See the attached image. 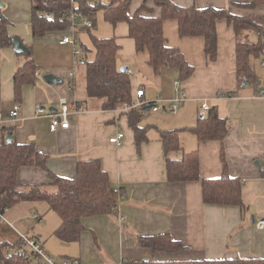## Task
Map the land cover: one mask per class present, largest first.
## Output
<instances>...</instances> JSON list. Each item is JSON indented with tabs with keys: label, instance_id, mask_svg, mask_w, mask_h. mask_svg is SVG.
I'll return each instance as SVG.
<instances>
[{
	"label": "crops",
	"instance_id": "crops-1",
	"mask_svg": "<svg viewBox=\"0 0 264 264\" xmlns=\"http://www.w3.org/2000/svg\"><path fill=\"white\" fill-rule=\"evenodd\" d=\"M142 1L130 0L128 13L133 14ZM171 1L180 6L226 9L236 16H264V0ZM1 2L0 14L8 22L9 45H0V142L10 137L17 143H32L46 155L47 167L63 177H72L78 162L98 160L120 196L116 214L84 217L85 229L78 240L70 242L55 235L61 219L45 201L18 202L7 208L6 220L0 221V241L13 244L20 233H25L52 257L75 258L79 264H142L152 258H264V227H256L259 220H264V96L257 95L258 90L264 89V56L250 58L256 80L240 83L242 77L237 75L235 59L237 37L232 23L224 18L216 20L218 54L211 61L204 52L202 36H180L177 20H163L166 44L179 48L194 67L184 80H180L177 69L162 67L154 72L148 64L147 50L136 51L134 47L124 51L118 39L121 48L116 64L131 72L125 71L131 83V96L135 98L136 89L143 88L145 101L161 100L163 105L161 109L140 107L143 113L139 125L145 128L146 140L136 145L123 103L102 109L101 100L87 96L85 64L74 66V73L69 76L72 49L58 42L65 32L33 37V1ZM147 6L152 10L151 16L160 14L153 0H148ZM257 35L255 31L241 33L246 39L253 36L257 40ZM12 37L30 47L39 72L35 73L34 83L21 86L19 96L14 93L13 75L26 57L12 48ZM84 51L86 59L89 53ZM256 58H260L259 63H255ZM44 74H52L58 81L48 82L42 78ZM182 94L184 100L172 114L167 109L169 101ZM62 98L75 103L78 110L69 116V128L50 132L46 113L56 111ZM204 101L209 107L216 106L218 116L226 120L228 129L222 141L199 140L191 130L203 116L199 112ZM37 104L45 108L43 115H35ZM14 105L19 106L17 116L10 118ZM161 130H177L181 149L165 153ZM118 132L124 134L120 144L111 143L109 137ZM222 152L228 173L241 182L244 207L203 201L201 179L221 175ZM184 157L196 159L201 179L169 182L166 159ZM17 182L43 184L48 191L56 188L46 171L35 165L21 166ZM39 202H44L43 206ZM26 207L39 209L45 215L35 225L36 213L30 215L31 211L23 210ZM120 215L124 217L123 223L118 222ZM160 233L168 234L183 247L173 252L154 251L139 242L142 236Z\"/></svg>",
	"mask_w": 264,
	"mask_h": 264
},
{
	"label": "trees",
	"instance_id": "trees-1",
	"mask_svg": "<svg viewBox=\"0 0 264 264\" xmlns=\"http://www.w3.org/2000/svg\"><path fill=\"white\" fill-rule=\"evenodd\" d=\"M31 34L40 37L50 32L70 31L69 14L80 11L84 16L94 21L97 12L102 11L106 20L116 25L125 23L127 35L134 42L136 51H148V64L158 73L162 67L177 69L180 80L187 79L194 67L187 62L182 51L167 45L162 33L164 19H175L178 23L180 36H202L204 52L213 61L216 59L217 19H226L232 23L237 37L235 59L236 72L243 81L256 80V74L251 66V57L264 56V16H236L226 9L213 7L198 8L196 6H180L171 0H153L160 8L158 16H151L148 0H143L133 14L128 13L130 0H109L90 3L87 0H32ZM7 20L0 14V45H9ZM93 25V23H92ZM90 31V28L79 27V30ZM244 31L257 32V40L249 41L241 37ZM64 35V34H63ZM92 49L81 43L86 55L85 90L88 97L101 100L102 109H113L124 102L131 103V83L126 72L120 71L116 64V56L121 44L116 37L91 36ZM26 60L13 75L14 93L20 94L23 84L35 81L38 65L34 62L30 47H25ZM85 52V51H84ZM91 53V54H90ZM145 106V105H144ZM129 125L134 132L136 145L146 140L145 128L139 125L143 110L140 107L126 111ZM8 129V128H7ZM224 118L218 116L216 106L198 119L192 132L199 140H223L227 131ZM10 130V129H8ZM8 133H11L8 131ZM10 136H12L10 134ZM160 139L164 152L181 149L177 130H161ZM223 170L219 177L201 179L196 159L184 157L181 160L166 159V177L169 182L200 180L202 198L208 204L238 205L244 207L241 194V182L230 176L222 152ZM35 165L44 169L56 187L48 191L43 184L20 185L17 182V171L21 166ZM120 193L114 191L108 174L102 169L98 160H86L76 164L72 177L59 176L46 165V155L38 152L32 143L0 142V209L11 207L23 201H45L50 210L56 212L61 219L55 235L63 241H76L85 229L84 217L116 214ZM142 246L151 247L154 251L173 252L181 249L182 244L172 239L166 233L139 238ZM0 241V264H31L24 258L7 257L4 249L7 245H17ZM142 264H264V258H223L197 260H160L147 259Z\"/></svg>",
	"mask_w": 264,
	"mask_h": 264
},
{
	"label": "built area",
	"instance_id": "built-area-1",
	"mask_svg": "<svg viewBox=\"0 0 264 264\" xmlns=\"http://www.w3.org/2000/svg\"><path fill=\"white\" fill-rule=\"evenodd\" d=\"M73 1V0H70ZM109 1V0H103ZM69 19L71 21L70 31L67 34H64L58 38V42L61 45H67L72 49L73 62L71 66V71L69 76L71 77L74 73L73 67L76 65H84L86 59L84 57V48L78 39V35L75 32L79 27L91 28L92 21L88 17L84 16L80 11H72L69 14ZM261 64L264 65V59L261 61ZM37 74L39 72L36 70ZM35 72V73H36ZM127 73H131L130 70H126ZM144 90L143 88H137L135 92V98L131 103L124 102L122 110H128L131 108L141 107L144 105H151L153 109H161L163 107L161 100H156L152 102H147L143 99ZM224 95V94H220ZM258 96H264V89H260L257 92ZM185 95L182 94L180 97H176L169 101L168 110L172 114H175L178 106L184 100ZM19 106L14 105L9 112V117L13 118L17 116ZM209 109V105L204 101L200 106V114H205ZM78 110V106L75 103H69L66 99L59 100V108L54 112L46 113V116L49 117V131L57 132L58 130H65L69 128V116ZM35 115H43L45 113V108L37 104L34 109ZM124 134L118 132L113 136L109 137V141L114 144H120L121 139ZM114 191L119 193L118 188H114ZM7 210V207L0 209V221H5L4 213ZM35 221L39 220L40 216L34 214ZM118 222L123 223L124 217L118 216ZM257 228L264 227V220H259L256 223ZM17 245H7L5 246L4 252L7 257H21L28 261H31V264H79V261L75 258H54L49 255L43 248V246L33 237L20 233L18 235Z\"/></svg>",
	"mask_w": 264,
	"mask_h": 264
},
{
	"label": "rangeland",
	"instance_id": "rangeland-1",
	"mask_svg": "<svg viewBox=\"0 0 264 264\" xmlns=\"http://www.w3.org/2000/svg\"><path fill=\"white\" fill-rule=\"evenodd\" d=\"M90 3L99 2V0H87ZM94 24L90 31L87 30L78 32V38L88 49H92V41L91 36L96 37H116L117 40L119 39V42L122 44L124 51H130L134 48V42L133 40L128 37L127 35V25L125 23H117L116 25L112 24L108 20L105 19L103 12L99 11L94 17ZM254 34V33H253ZM243 39H246V37H243ZM249 41H255L256 38L249 37L247 38ZM260 58H256L255 63H259ZM124 66V65H123ZM160 111H158L156 114H158ZM149 114L155 115V113L150 112ZM170 116V115H167ZM56 188H52L49 191H54ZM21 204H27V203H21ZM41 206H43L44 202H39ZM25 212L29 213L30 215H33V213H36L37 215H45V213L40 212L39 209L33 210L30 207H26L23 209ZM53 213V211H51ZM51 214V213H50ZM54 214V213H53ZM31 218V217H30ZM34 220V219H33ZM40 222V221H38ZM38 222H33V224H37Z\"/></svg>",
	"mask_w": 264,
	"mask_h": 264
},
{
	"label": "water",
	"instance_id": "water-1",
	"mask_svg": "<svg viewBox=\"0 0 264 264\" xmlns=\"http://www.w3.org/2000/svg\"><path fill=\"white\" fill-rule=\"evenodd\" d=\"M3 7V4L0 0V8ZM11 41V45H12V48L17 51V52H23L26 48L25 46L21 43L20 39L18 37H12L10 39ZM120 71H123L125 72L127 70V67L126 66H121L119 68ZM42 78L48 82H57L58 81V78L54 77L52 74H44L42 76ZM151 108V105H148L146 107L143 108V110H149ZM7 141H10V137L7 138Z\"/></svg>",
	"mask_w": 264,
	"mask_h": 264
}]
</instances>
